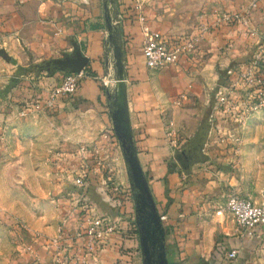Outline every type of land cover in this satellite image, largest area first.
Wrapping results in <instances>:
<instances>
[{"label":"crops","instance_id":"1","mask_svg":"<svg viewBox=\"0 0 264 264\" xmlns=\"http://www.w3.org/2000/svg\"><path fill=\"white\" fill-rule=\"evenodd\" d=\"M99 2L0 0V52L19 63H41L79 51L89 60L83 70L88 76L74 97L93 99L99 94L95 80L106 73L110 77L112 64L103 63L108 45L112 57H120L124 105L136 158L157 214L165 216L167 264H264L262 228L248 235L226 213L216 210L211 219L185 196L176 199L181 185L178 165L182 166L177 155L197 132L207 97L215 85H221L229 69L245 64L255 50L264 48V0H111V33ZM235 16H245L255 36ZM140 18L168 47L192 40L194 49L175 66L148 69L141 51ZM14 72L0 59V90L14 78ZM113 77L111 83L115 84L117 75ZM57 80L56 75L38 77L30 90L16 94L26 98L24 102L45 101ZM2 94L0 134L9 125L3 118H11L5 113ZM69 97L57 98L53 108L63 106ZM175 142L183 145L174 150ZM77 149L55 153L52 162L45 154L36 178L40 185L35 189L39 190L32 193L34 198L23 217L24 229L15 234L24 243L34 244L39 258L35 264H51L42 247L46 239L77 231L86 217H104L119 224L102 250L89 258V264H143L138 232L132 228L133 194L129 190L128 195H121L111 182V171L105 174L92 158L83 163L91 169L86 188L75 187L65 171L80 166ZM16 249L19 259L15 264H31L18 244ZM231 251L237 252L234 259L228 258Z\"/></svg>","mask_w":264,"mask_h":264},{"label":"rangeland","instance_id":"2","mask_svg":"<svg viewBox=\"0 0 264 264\" xmlns=\"http://www.w3.org/2000/svg\"><path fill=\"white\" fill-rule=\"evenodd\" d=\"M67 1L74 5L89 2ZM103 2L109 12L110 4L106 0L99 2L100 8L105 12ZM246 27L247 33L255 36V32ZM105 48L103 63L112 64V69L110 77L106 73L95 80L97 97L81 99L73 95L61 107L26 117L19 116L18 109L27 99L16 92L30 90L38 77L45 79L56 75L59 84L68 72L53 68L46 71L43 66L47 61L19 63L0 52L3 63L15 69L14 78L6 81L0 90L5 113L12 118H3L9 125L0 134L3 136L0 145V264H15L19 259L16 245L20 240L15 231L24 229L23 217L28 214L34 189L40 185L36 178L45 154L51 161L55 153L72 152L81 146L98 149L104 173L111 171V182L121 195L132 194L128 169L115 132L116 108L112 99L115 84L111 82L117 70L113 67L111 49L108 45ZM84 80L80 79L77 92ZM220 81L221 85H215L207 97L197 132L184 144L185 149L196 147V152L184 165H178L181 185L176 199L185 196L186 201L198 205L203 215L211 219L218 211L230 216L224 205L230 195L264 203V48L255 50L245 64L229 69L225 79ZM181 145L175 142L173 149ZM207 205L211 209H204ZM163 230L166 258L164 227Z\"/></svg>","mask_w":264,"mask_h":264},{"label":"built area","instance_id":"3","mask_svg":"<svg viewBox=\"0 0 264 264\" xmlns=\"http://www.w3.org/2000/svg\"><path fill=\"white\" fill-rule=\"evenodd\" d=\"M254 7L255 5L251 6V8ZM136 8L140 10L139 2ZM234 18L241 21L244 26L247 25L245 16H235ZM140 23L142 57L146 67L150 70H159L165 66H175L181 56L189 54L194 49L192 40H185L168 47L161 42L157 33L149 30L141 18ZM205 30L206 27L202 26L201 31ZM258 60L259 57L254 60V63ZM82 78H85L84 71L77 74H66L61 82L51 89L47 100L24 102L19 116L26 117L34 112L40 113L52 109L57 98L73 96L77 93L79 82ZM75 157L78 158L80 166L66 169L65 172L71 175L75 187L84 189L86 188L91 169L87 168L83 163L92 158L95 164L101 168L103 165L101 152L98 149L90 150L85 146H81L77 149ZM225 210L236 225L248 235H252L258 228L264 230V203L257 204L238 195H230L226 200ZM160 219L164 220L165 217L162 216ZM117 224H119V221L113 222L104 217H86L82 220L77 231L59 233L53 238L46 239L42 247L49 253L51 264H89V258L93 257L96 251L102 250L107 237L117 229ZM132 228L136 229V226L134 225ZM18 245L23 253L30 258L31 264L39 261L34 244L24 243L20 239ZM261 250L264 255V246ZM236 254V251H231L228 253V258L234 259Z\"/></svg>","mask_w":264,"mask_h":264},{"label":"water","instance_id":"4","mask_svg":"<svg viewBox=\"0 0 264 264\" xmlns=\"http://www.w3.org/2000/svg\"><path fill=\"white\" fill-rule=\"evenodd\" d=\"M106 2L108 5L112 3L111 0H106ZM103 8L105 10L104 17L106 19V28L107 31L111 33L114 31V28L111 26L109 12L107 11L104 2ZM88 62L89 60L86 57H84L79 51H76L72 56L65 55L61 58L47 61L43 67H46V71L53 68L62 72L77 74L87 67ZM113 65L117 70V82L115 83L114 94L112 97L116 108L115 132L119 139L120 147L128 169V178L135 207V226L140 241L142 263L167 264L163 252L164 230L162 222L150 196L146 178L139 167L131 139L124 105L123 77L120 57L118 54L114 57Z\"/></svg>","mask_w":264,"mask_h":264},{"label":"flooded vegetation","instance_id":"5","mask_svg":"<svg viewBox=\"0 0 264 264\" xmlns=\"http://www.w3.org/2000/svg\"><path fill=\"white\" fill-rule=\"evenodd\" d=\"M196 152V147L185 149L182 153L177 155V159L180 161L181 164H185L187 159L191 158Z\"/></svg>","mask_w":264,"mask_h":264}]
</instances>
